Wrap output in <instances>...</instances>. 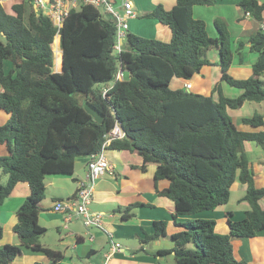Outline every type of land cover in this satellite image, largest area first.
<instances>
[{
  "label": "trees",
  "instance_id": "trees-1",
  "mask_svg": "<svg viewBox=\"0 0 264 264\" xmlns=\"http://www.w3.org/2000/svg\"><path fill=\"white\" fill-rule=\"evenodd\" d=\"M213 1L176 0L169 10L158 4L140 16L168 25L170 40L127 32L119 52L114 50L117 36L111 15L91 4H80L69 10L58 31L61 71L52 69L51 44L57 29L49 17L36 12L30 0L12 4L9 11L0 6V109L9 115L0 124V144L6 147V153L0 154V170L7 175L5 183L0 177V205L18 182L29 185L12 227L19 244L0 246V264H13L22 248L44 253L49 264H61V252L40 240L46 232L38 220L44 178L72 173L75 159L96 153L116 122L124 136L108 147L141 155L142 170L149 163L155 165L154 180L169 182L157 193L172 201V217L182 227L170 235L171 248L151 253L173 252L174 264H249L236 257L232 239L264 233V187L255 186L245 149L246 142L264 147V121L259 113L243 117L245 124L263 126L243 131L229 110L246 101L264 100V31L260 28L264 1H238L258 23L246 40L233 37L221 17L213 20L214 37L208 34L205 21L193 17L194 5ZM246 45L256 54L252 73L234 78L228 68ZM5 61L10 62L7 69ZM204 65L219 66L220 81L242 92L237 97L225 96L219 82L210 95L170 87L172 77L189 80ZM119 68L122 80L115 79ZM110 83L103 95L102 88ZM84 101L102 112L101 122L85 111ZM236 180L245 186L240 200L248 208L239 219L226 212L227 233L216 232V221L211 218L176 220L226 204ZM150 205L128 204L122 208V217H133L135 207ZM166 223L155 220L153 231L142 241L165 235ZM2 234L0 225V239Z\"/></svg>",
  "mask_w": 264,
  "mask_h": 264
},
{
  "label": "crops",
  "instance_id": "crops-1",
  "mask_svg": "<svg viewBox=\"0 0 264 264\" xmlns=\"http://www.w3.org/2000/svg\"><path fill=\"white\" fill-rule=\"evenodd\" d=\"M24 0H0V6L10 10L11 5ZM120 10L122 0H111ZM135 16L128 19L127 32H131L146 38H155L161 41H169L171 30L168 25L161 23L156 18L141 17L144 12L152 10L158 4L169 10L176 0H131ZM239 0H214L211 5H194L192 15L202 19L206 23V28L210 36H217V31L213 25L216 17L223 18L233 37L246 40L248 36L257 28L258 23L252 16H246L245 11L238 6ZM264 0H259V2ZM103 12V11H102ZM264 20V9L262 11ZM121 44V43H120ZM256 54L247 48L243 49L242 55L235 54L234 61L228 68V72L234 78H247L252 73V62ZM242 59V61H241ZM10 62L5 61V68H9ZM56 69L55 71H59ZM221 71L217 65H204L200 71L194 74L189 80L192 83L191 91L210 95L213 86L220 83L222 92L228 97H237L242 90L230 86L225 81H220ZM264 80V72L262 74ZM185 79L172 77L170 87H183ZM109 85V84H105ZM2 87L0 85V92ZM216 95V92L214 93ZM234 124L243 131H258L263 126L253 127L242 122L243 117H250L254 113L263 116L264 121V100L260 102L246 101L240 107L230 109ZM8 114L0 109V124L4 123ZM264 147L245 143V149L254 153ZM6 153V147L0 144V154ZM104 154L111 164V168L95 178L93 183V195L88 210L100 212L102 214L100 226L86 227L81 217L73 216L70 219L65 214L53 210L55 201L59 199L72 198L80 180L87 181L89 157H77L72 173H58L46 175L44 178L45 192L48 187H53L50 195L51 203L44 199L41 201L42 209L38 213L39 223L46 228V232L40 238L41 243L47 247L58 250L62 254L61 264H174L173 252L164 256H156L151 253L160 248H171L173 242L170 235L182 229L176 225L172 217L173 203L164 196L159 195L157 190H163L169 184L166 179L154 180L155 165L149 163L145 170L140 169L142 156L128 150H118L107 147ZM249 158V155H248ZM250 166L254 172V183L257 187H264V154H259L252 162L249 158ZM48 178V180H47ZM74 178L76 179L74 181ZM46 180V181H45ZM72 183V191L62 195V187L65 182ZM233 190L243 192L237 199L235 209L226 208L228 202L218 206L214 210H207L190 216H177L176 220L185 221L196 216L211 218L216 221L215 230L218 233H227L228 225L226 212L230 211L234 219L244 216L248 208L246 201L240 198L244 194L245 186L238 180L231 186ZM29 194L27 182H18L11 194L0 205V225L3 229L0 246L5 243L19 244L12 227L17 221L15 211L24 198ZM141 202L151 204L150 206H137L133 209L134 216L123 218V207L128 204ZM264 206V200L261 201ZM166 220V234L148 242L142 239L146 234L153 231L155 220ZM55 231L57 234L54 243L44 240L46 234ZM114 242L120 244L118 248H111ZM235 255L237 258L249 264H264V233L260 232L253 237H236L232 239ZM189 243V247H193ZM139 248H143L140 250ZM21 256L13 260V264H49L50 259L42 252L32 251L22 248Z\"/></svg>",
  "mask_w": 264,
  "mask_h": 264
},
{
  "label": "built area",
  "instance_id": "built-area-1",
  "mask_svg": "<svg viewBox=\"0 0 264 264\" xmlns=\"http://www.w3.org/2000/svg\"><path fill=\"white\" fill-rule=\"evenodd\" d=\"M33 8L36 12H41L46 15L51 20L52 24L56 27V35L58 36V43L54 45L51 44L54 58L56 55H60L61 49L59 46V28L63 24L65 16L68 14L69 10L77 8L80 4H91L92 6L101 9L103 13L111 15L114 19L116 27V43L114 44V50L119 52L120 50V40H122L127 33L128 29V19L135 16V11L133 9V4L131 0H122L120 11L111 0H30ZM246 16H251L249 11H245ZM260 28L264 31V22L260 23ZM55 38V37H54ZM54 41V40H53ZM55 62V59H54ZM56 67V66H55ZM124 78V73L121 68L118 69L115 79L122 80ZM111 86L105 85L102 88V94L104 95L107 89ZM183 88L186 90H191L192 83L190 80H185L183 83ZM124 136V131L121 129L120 125L116 122L110 132L108 133L106 139L102 143L100 149L89 156L88 160V180L78 182L76 188L75 196L72 198H67L66 200H57L53 205V210L61 212L66 215L67 218L73 216H79L82 219L83 224L86 227L90 226H100L102 214L100 212H91L88 210V204L90 203L93 195V183L95 178L103 174L106 170L110 169L112 166L108 162L104 150L108 147L109 143L114 139H121ZM120 244L114 242L111 248H118Z\"/></svg>",
  "mask_w": 264,
  "mask_h": 264
},
{
  "label": "rangeland",
  "instance_id": "rangeland-1",
  "mask_svg": "<svg viewBox=\"0 0 264 264\" xmlns=\"http://www.w3.org/2000/svg\"><path fill=\"white\" fill-rule=\"evenodd\" d=\"M101 12L102 10L99 9ZM0 39H3L2 35L0 34ZM55 59V58H54ZM56 66V67H55ZM60 66H57L55 65V62L53 61V67L52 69L55 71L56 69H59ZM252 144H254L253 142H251ZM259 151L257 152H254V153H251V152H248V155H249V158L252 162L255 161V157L258 156L259 154H264V151L263 149L259 148L258 149ZM247 152V150H246ZM0 177H1V182L2 183H5L6 181V178H7V175L2 173L1 170H0ZM48 180V178H47ZM46 181V180H45ZM45 183V182H44ZM73 187H72V183L71 181L69 182H65L63 184V187H62V192L63 193L62 195H66V194H69L72 190ZM53 187H48V190L47 192H45V201L46 202H49L51 203V198H50V195L53 193ZM245 192V191H244ZM243 192H240V191H236V190H233L232 192H230V198L228 200V205L226 206V208H229V209H235V207H237V199L239 198V196L242 194ZM244 195V194H243ZM242 195V196H243ZM241 196V197H242ZM67 198L65 199H62V200H66ZM241 201H245V200H241ZM56 237H57V234L55 233V231H50L46 234V236L44 237V240L47 241L48 243H54L55 240H56ZM193 246V245H192Z\"/></svg>",
  "mask_w": 264,
  "mask_h": 264
},
{
  "label": "water",
  "instance_id": "water-1",
  "mask_svg": "<svg viewBox=\"0 0 264 264\" xmlns=\"http://www.w3.org/2000/svg\"><path fill=\"white\" fill-rule=\"evenodd\" d=\"M120 43H122V40H120ZM61 65H62V57H61ZM61 71V69L59 70ZM83 108L87 113H89L93 119L97 122H101L103 119V114L101 111H99L95 106H93L89 101H84Z\"/></svg>",
  "mask_w": 264,
  "mask_h": 264
},
{
  "label": "bare ground",
  "instance_id": "bare-ground-1",
  "mask_svg": "<svg viewBox=\"0 0 264 264\" xmlns=\"http://www.w3.org/2000/svg\"><path fill=\"white\" fill-rule=\"evenodd\" d=\"M57 43H58V36H55L53 44L54 45H57ZM55 65L61 66V58H60V55H56V57H55Z\"/></svg>",
  "mask_w": 264,
  "mask_h": 264
}]
</instances>
